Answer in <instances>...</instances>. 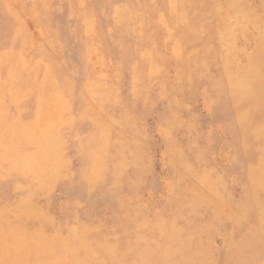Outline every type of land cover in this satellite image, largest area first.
<instances>
[{
	"label": "rangeland",
	"instance_id": "1",
	"mask_svg": "<svg viewBox=\"0 0 264 264\" xmlns=\"http://www.w3.org/2000/svg\"><path fill=\"white\" fill-rule=\"evenodd\" d=\"M2 6L93 90L99 166L66 228L0 238V264H264V0H0V31ZM121 161L120 194L99 197ZM120 195L140 233L99 231Z\"/></svg>",
	"mask_w": 264,
	"mask_h": 264
},
{
	"label": "crops",
	"instance_id": "2",
	"mask_svg": "<svg viewBox=\"0 0 264 264\" xmlns=\"http://www.w3.org/2000/svg\"><path fill=\"white\" fill-rule=\"evenodd\" d=\"M2 9L10 23L0 31V238L50 235L77 215V192L98 173L93 90L44 23Z\"/></svg>",
	"mask_w": 264,
	"mask_h": 264
},
{
	"label": "bare ground",
	"instance_id": "3",
	"mask_svg": "<svg viewBox=\"0 0 264 264\" xmlns=\"http://www.w3.org/2000/svg\"><path fill=\"white\" fill-rule=\"evenodd\" d=\"M68 32V36L71 40H73V38H75V33L74 31H67ZM120 61H124V62H131L132 61V57H133V52H131V50H129V48H125L123 53L121 52L120 54H117ZM181 158L179 157L178 160H180ZM114 163V169H107L104 173L102 174V176L99 178L98 183L96 185L97 191L99 193V197H104L105 195H110L114 197L119 195L120 193L118 192V188L119 185H123L120 182V176L121 174L124 172H127V170H121L119 168H125L127 167V163L126 161H121L119 164ZM183 185H172V190H171V198L173 199L172 203H169L170 207H171V211H170V223H171V227L172 229H176L172 219H174L175 221L177 220L178 217L181 216V209H182V203L183 202H187L183 199V192H181V189ZM174 191V192H173ZM136 191H132V194L135 195ZM114 202V206H113V210L111 208V215L113 219L114 217H116L117 219L115 220H108L109 222L107 223V225H104V221L101 223V227H100V232H109L111 233L113 236L117 237L118 235L122 236L123 234H129L132 233L136 234V233H140L142 230L140 227H138V224H132V222H129L130 219H132L127 212V207L125 202L123 201L121 195L119 197V199H115ZM121 204V205H119ZM115 210V213H114ZM162 221V217L160 219V221L156 224L158 225L160 222ZM110 222H116L117 227L116 228H112L110 225ZM129 222V228L127 230H122V227L126 224H128ZM136 225V226H135ZM155 225V226H156ZM66 228V227H65ZM155 231H157L154 228ZM182 230V229H180ZM183 231V230H182ZM129 241L128 240H122L119 241L118 244L119 245H123L126 246L127 243ZM52 245V244H51Z\"/></svg>",
	"mask_w": 264,
	"mask_h": 264
}]
</instances>
